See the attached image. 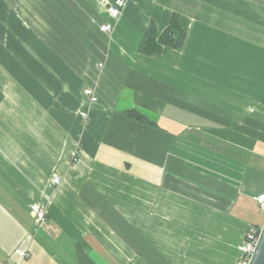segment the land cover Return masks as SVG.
Listing matches in <instances>:
<instances>
[{
  "label": "crops",
  "instance_id": "0c3cea01",
  "mask_svg": "<svg viewBox=\"0 0 264 264\" xmlns=\"http://www.w3.org/2000/svg\"><path fill=\"white\" fill-rule=\"evenodd\" d=\"M125 1L0 0V264H236L264 226V0Z\"/></svg>",
  "mask_w": 264,
  "mask_h": 264
},
{
  "label": "built area",
  "instance_id": "2783aa9c",
  "mask_svg": "<svg viewBox=\"0 0 264 264\" xmlns=\"http://www.w3.org/2000/svg\"><path fill=\"white\" fill-rule=\"evenodd\" d=\"M103 5L105 6L108 14L112 19H118L125 8L126 1L125 0H103ZM101 30L104 32H112L113 31V24L106 23L103 24ZM85 96L88 97L89 102L96 103L98 101V96L94 92V90L90 87L84 89ZM81 119L85 122H88L90 119L89 112L87 110H83L80 113ZM78 153L73 157V162H76L78 159ZM62 181V177L55 173L51 179L53 186L59 185ZM259 209L264 212V193L259 194L256 197ZM32 215L34 217L35 223L40 225L44 223L47 219L46 210L43 208L42 205L38 203H34L31 206ZM263 228L257 226H251L247 231L244 241L238 245V249L241 253L240 258L238 259L236 264H252L253 257L257 252V248L260 242V239L263 234ZM16 253L24 258L27 256V252L25 250H17ZM5 264H14L10 262H6Z\"/></svg>",
  "mask_w": 264,
  "mask_h": 264
},
{
  "label": "trees",
  "instance_id": "16d2710c",
  "mask_svg": "<svg viewBox=\"0 0 264 264\" xmlns=\"http://www.w3.org/2000/svg\"><path fill=\"white\" fill-rule=\"evenodd\" d=\"M186 37L187 31L181 25L179 15L174 13L170 25L161 33L154 22L149 25L141 42L140 51L145 55H155L162 52L165 46L182 49ZM2 99L3 93L0 91V103ZM126 114L144 122L151 121L144 113L134 108L126 110Z\"/></svg>",
  "mask_w": 264,
  "mask_h": 264
},
{
  "label": "water",
  "instance_id": "95a60500",
  "mask_svg": "<svg viewBox=\"0 0 264 264\" xmlns=\"http://www.w3.org/2000/svg\"><path fill=\"white\" fill-rule=\"evenodd\" d=\"M252 264H264V228L262 237L257 248V252L253 257Z\"/></svg>",
  "mask_w": 264,
  "mask_h": 264
}]
</instances>
